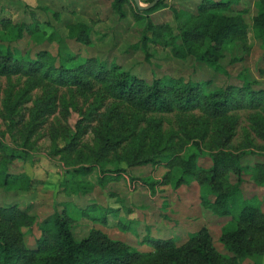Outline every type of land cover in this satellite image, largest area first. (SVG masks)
Segmentation results:
<instances>
[{
	"label": "trees",
	"instance_id": "obj_1",
	"mask_svg": "<svg viewBox=\"0 0 264 264\" xmlns=\"http://www.w3.org/2000/svg\"><path fill=\"white\" fill-rule=\"evenodd\" d=\"M126 4H130V0H112V7L121 18L126 15ZM232 5L233 0H203L179 33L170 26L145 23L147 16L166 6L165 0L148 11L135 7L134 19L136 23L145 24L144 49L151 44L164 45L179 59L191 58L219 71L223 51L231 42L240 40L245 45L252 33L264 49V2L251 27L245 19L246 11L228 13ZM36 24L38 30L39 23ZM36 28L26 22L0 18V77L9 82L13 78L25 80V87L14 98L13 91H6L1 116L16 127L24 116L25 103L33 102L29 109L30 126L26 128V125L22 131L24 145L55 114L58 90L67 89L72 94L96 98V105L83 113L84 121L79 122L69 144L61 149L53 145V155L60 156L65 165L79 166L70 171L73 179L84 178L97 165L111 160L138 166L159 165L168 158V167L178 171L177 183L197 181L209 191L213 200L205 197L202 205L218 218L233 216L236 202L243 196L244 176L252 175L255 183L264 187V161H250L245 153L229 151L236 135V114L264 112V89L258 88L256 80L247 79L238 85L211 90L210 86L182 78L148 81L116 63L95 57H55L46 51L23 56L15 45L32 36ZM72 30L77 41L90 43L87 26L78 25ZM37 90L41 95L33 100L31 93ZM106 100L111 102L106 105ZM61 106L66 119L68 105L62 100ZM102 108L104 111H100ZM174 113L184 125L179 132L166 133L163 119L156 115ZM188 124L195 127L188 129ZM253 125L264 137V120ZM49 130L55 142L58 131L53 127ZM90 131L93 147H86L89 150L86 154L79 151L78 146ZM203 144L207 152L202 149ZM204 157L209 159L208 167L200 164ZM10 158L9 165L17 156L11 154ZM25 181L33 182L28 176H15L0 169L3 185ZM97 210L95 205L88 206L81 210L80 216L92 222L103 220L107 225L108 217L93 216ZM116 210L108 208L106 213ZM66 212L65 208L43 220L38 226L40 237L29 246L26 234L36 225L30 208L0 205V264H264V211L257 205H244L235 217L236 227L221 233L218 243L223 251L217 248L207 228L181 245L173 239L147 237L143 245L148 244L152 249L147 252L134 250L101 230H93L87 238L76 241L71 230L74 219Z\"/></svg>",
	"mask_w": 264,
	"mask_h": 264
},
{
	"label": "rangeland",
	"instance_id": "obj_2",
	"mask_svg": "<svg viewBox=\"0 0 264 264\" xmlns=\"http://www.w3.org/2000/svg\"><path fill=\"white\" fill-rule=\"evenodd\" d=\"M140 1L143 5L149 4L148 0ZM263 2L233 0L228 13L246 11L245 19L251 27ZM202 3L203 0H165L166 6L147 16L145 23L170 26L174 32L179 33ZM135 7L136 4L130 0V4L125 6L126 15L121 18L112 7V0H0V18L26 22L32 28H36V22L39 23L38 30L36 28L32 36L15 45L23 56L29 52L34 55L46 51L55 57H95L116 63L123 70L148 81L163 77L182 78L215 90L252 79L258 82V88L264 89V49L252 33L246 39L247 44L236 40L225 47L220 69L216 71L191 58L179 59L171 48L164 45L151 44L144 49L142 39L146 27L145 24L136 23ZM78 25L90 29L89 44H83L73 36L72 29ZM24 81L13 78L9 82L0 77V169H6L15 176H28L33 182L0 183V205L17 204L22 208H30L31 215L36 218V225L26 234L29 246H33L40 237L39 224L66 208L67 215L74 219L71 230L76 241L87 238L93 230H101L134 250L147 252L152 250L148 244L143 245L147 237L173 239L177 245H181L201 229L207 228L216 240L217 248L222 250L218 238L225 229L236 227L235 217L244 205H257L264 211V187L258 186L249 174L244 176L246 183L243 196L236 202L233 216H213L202 205L204 198L210 195L209 191L197 181L177 183L178 171L168 167V158L159 165L138 166L111 160L97 165L84 178L73 179L70 171L79 166L65 165L60 156L53 155V145L61 149L69 144L70 138L77 132L79 122L84 121L83 113L96 105V98L59 89L55 114L24 145L22 131L26 125V128L30 126L29 109L33 107V102L29 100L25 103L24 116L16 127L1 116L6 91H13L14 98L25 87ZM39 95L41 91H34L31 98L35 100ZM62 100L69 108L66 119L62 111ZM110 102L106 100L105 104ZM100 111H104V108ZM236 115V135L229 151L245 153L250 161H264V137L260 129H255L253 125L264 120V112L254 114L253 111H241ZM156 117L163 119L166 133L179 132L184 125L176 113L157 114ZM52 127L58 131L55 142L49 130ZM187 127L192 129L195 126L188 124ZM86 147H93L91 131L81 140L78 150L88 154ZM205 148L203 144L204 152ZM11 154L17 158L9 165L7 163L11 160ZM200 164L208 167L209 159L202 158ZM234 179L232 177V181ZM209 198L213 200L212 196ZM91 205L98 207L93 216L100 219L108 217L107 225H104L103 220L92 222L81 218V210ZM108 208L117 210L107 214Z\"/></svg>",
	"mask_w": 264,
	"mask_h": 264
},
{
	"label": "water",
	"instance_id": "obj_3",
	"mask_svg": "<svg viewBox=\"0 0 264 264\" xmlns=\"http://www.w3.org/2000/svg\"><path fill=\"white\" fill-rule=\"evenodd\" d=\"M161 0H154L153 2L143 5L140 0H134L139 11H148L153 9Z\"/></svg>",
	"mask_w": 264,
	"mask_h": 264
}]
</instances>
